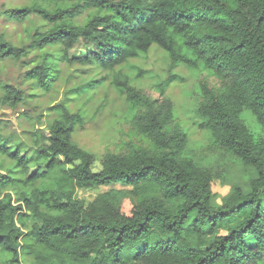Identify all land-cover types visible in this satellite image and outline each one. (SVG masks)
Instances as JSON below:
<instances>
[{"label": "trees", "instance_id": "obj_1", "mask_svg": "<svg viewBox=\"0 0 264 264\" xmlns=\"http://www.w3.org/2000/svg\"><path fill=\"white\" fill-rule=\"evenodd\" d=\"M27 1L0 12L11 22L44 23L26 44L0 33V63L24 65L26 85L0 82L2 104L15 109L36 96L30 91L52 90L56 59L29 56L35 51L56 46L71 63L67 54L82 41L86 56L77 63L112 71L157 47L172 68H201L220 81L199 88L197 127L208 135L206 150L239 164L248 180L215 204L220 172L188 149L171 105L135 87L124 98L141 143L100 159L72 140L83 117L54 104L47 136L36 131L28 145L0 133V159L12 164L0 166V264H264V0ZM172 79L159 84L160 94ZM100 187L109 189L86 206L75 199L78 189Z\"/></svg>", "mask_w": 264, "mask_h": 264}, {"label": "rangeland", "instance_id": "obj_2", "mask_svg": "<svg viewBox=\"0 0 264 264\" xmlns=\"http://www.w3.org/2000/svg\"><path fill=\"white\" fill-rule=\"evenodd\" d=\"M29 5L30 1L27 0H0V12L10 8L23 9ZM89 13L85 12L76 17L74 23L83 24ZM43 24L36 16L23 23H16L0 15V33L15 45L26 44L29 35ZM43 53L50 54L56 59L58 72L52 90L47 93L40 90L30 91L36 96L27 99L25 104L15 109L0 102L1 134L15 133L30 145L35 141L33 133L37 131L38 134L47 136V127L57 118V111L51 110L50 107L65 103L70 112H78L84 119V124L77 127L72 134V140L80 148L92 153L97 159L108 153H126L132 145L141 143V138L131 132L128 122L130 116L124 98L125 89L132 86L152 99L166 100L171 105L174 119L187 134L188 149L203 165H210L213 171L220 172L222 178L215 180L211 186L215 194V204H221L232 186L240 185L246 188L248 171L225 157L220 158L207 151L208 135L197 127L199 121L195 109L199 88L202 84L209 88L220 86V81L208 71L201 68L192 70L181 65L172 68L167 54L157 47H152L147 54L128 60L112 71L99 67L90 70L87 66L78 64L76 60L86 56V48L82 41L74 45L67 54L68 59L74 60L71 63L61 61L62 52L56 46L40 53L35 51L29 56L40 59ZM24 70V65L18 62H1L0 82L25 90L26 85L22 84ZM170 77L174 79L167 83L163 94H160L157 87ZM93 80L101 83H92L91 88L87 87ZM249 116V112H244L243 117L247 120L249 128L259 133L260 128ZM0 166L4 167V170L6 167L12 168L11 163L1 159ZM94 169H99V163L94 165ZM0 171L3 173V168ZM33 171L34 169H31V172ZM108 189L109 187L78 189L75 199L86 206L97 194ZM130 209L129 202L124 201L122 211L129 214Z\"/></svg>", "mask_w": 264, "mask_h": 264}]
</instances>
